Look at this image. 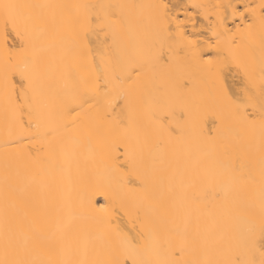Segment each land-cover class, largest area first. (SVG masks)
<instances>
[{
	"label": "bare ground",
	"instance_id": "bare-ground-1",
	"mask_svg": "<svg viewBox=\"0 0 264 264\" xmlns=\"http://www.w3.org/2000/svg\"><path fill=\"white\" fill-rule=\"evenodd\" d=\"M262 5L0 0V261L262 264Z\"/></svg>",
	"mask_w": 264,
	"mask_h": 264
},
{
	"label": "snow or ice",
	"instance_id": "snow-or-ice-1",
	"mask_svg": "<svg viewBox=\"0 0 264 264\" xmlns=\"http://www.w3.org/2000/svg\"><path fill=\"white\" fill-rule=\"evenodd\" d=\"M18 7V5H11V4H5L3 5V9H4V13L2 16V26H3V30H4V34H5V40H7V34H8V30L11 27V30L16 33L17 36L21 35L19 29H18V24H17V16L15 15V13L12 11L13 9H16ZM262 11H264V5L261 6ZM243 15V14H241ZM88 22L91 23V19H88ZM208 63L211 64L212 63V59L209 58ZM7 79V76H6ZM25 99V94L24 91H21V94L17 96V102H20L22 100ZM262 119H264V117H262ZM101 211H107L106 208H101ZM0 264H15V262L13 261H8V260H3L0 261ZM117 264H123V262H117ZM262 264H264V261H262Z\"/></svg>",
	"mask_w": 264,
	"mask_h": 264
},
{
	"label": "rangeland",
	"instance_id": "rangeland-1",
	"mask_svg": "<svg viewBox=\"0 0 264 264\" xmlns=\"http://www.w3.org/2000/svg\"><path fill=\"white\" fill-rule=\"evenodd\" d=\"M170 2H171V1H170ZM170 2H168V3L170 4ZM172 3H174V2H172ZM11 37H12V36H11ZM14 37H15V36H14ZM14 37H13V38H14ZM13 38H12V40H13ZM14 40H15V42H16L18 39L15 37ZM14 40H13V41H14ZM235 79H236V77L234 78V81H235Z\"/></svg>",
	"mask_w": 264,
	"mask_h": 264
}]
</instances>
